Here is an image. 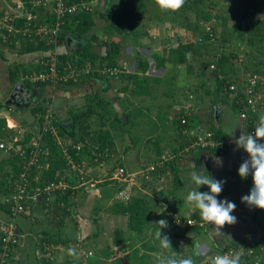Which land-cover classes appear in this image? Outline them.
<instances>
[{
    "label": "crops",
    "instance_id": "0c3cea01",
    "mask_svg": "<svg viewBox=\"0 0 264 264\" xmlns=\"http://www.w3.org/2000/svg\"><path fill=\"white\" fill-rule=\"evenodd\" d=\"M0 1L5 3H0V6L7 13L33 18L32 10H28L24 0H16L17 2L11 0L12 6H8L11 4L10 0ZM254 1L256 0H249L244 8H239L238 13L234 11L231 14V21L234 24L232 26L229 23L230 30H232V33L229 34L238 41V48L241 44L247 48L255 44L248 41V37H252V33H256L258 39L256 44L264 47V39L258 35L260 32L258 30L255 32L257 28H246L247 24L252 23L261 26L264 20L261 21L260 19H264V13L248 17L242 14L243 10L249 8L250 4L252 6ZM146 12L147 10H145L144 15ZM164 14L163 17L169 15L165 12ZM144 15L136 24L135 31H130L125 36L111 34L110 24L112 21H108L109 17L106 19V17L98 15L95 19L96 25L87 37L82 36L81 38L77 34L76 36L70 34L65 43L59 42L57 48L58 52H72L77 49L78 44L80 48L90 45L91 50L102 57L108 54L110 48L112 49V47H107V44H101L102 39L107 40L109 36H112L111 39L119 42L121 46V53L117 61L130 63L131 74L128 75L127 73V75L115 77L95 74L89 79L70 84L61 90H54L49 86L41 87L37 84L25 86L23 83L24 87L22 86L18 93H25L27 99L21 100L25 105L15 103L17 105L15 108L9 106L0 110V116H5L9 123L8 128L11 130L9 133H13L17 129H25L27 132L37 134V130L41 126L39 124V122L41 123V115L39 112H37L38 116L33 114L31 109L35 104L29 98H37V95L40 97L49 96L47 101L53 106L50 108L56 111L57 116L64 123V128H67L65 122L70 116L75 118H73L74 121L76 120L73 122L74 130L65 134L68 138L67 143H71L69 150H71L74 161L80 163L77 161L79 160L77 154L81 153L76 151L75 145L86 142L88 139L93 148H86L85 156L82 157L87 161V168L90 169L89 181L87 182L80 179L78 170L74 171L71 168L70 160L68 157L66 158L62 146L58 143L61 150L59 156L55 157L50 153L49 156H45L43 166L33 171V181L43 183L45 179L50 178L47 174L51 172L53 162H56L59 166L56 167L54 178L61 179L62 176H66L64 180L67 186L65 185L66 188L57 189V191L41 194L36 202L30 204L27 212L19 217V227L24 236L21 244L16 248L12 264H130L133 256L139 259V263L142 257L144 259L148 258V255L155 254L160 256V249L158 250V247L153 244L154 241L146 244V240L155 237L157 226L154 224L161 219L167 220L168 225L177 229L175 232L177 238L179 229L183 227L173 223L174 214H179L184 218H192L193 214L198 212L200 216L199 210L195 208L196 212H193L194 206L185 203V200L186 194L196 186L192 182L190 173L199 171L202 166L215 179L226 181L218 199H227L237 204V209L232 213L237 217V223L227 227L230 231L222 229L223 232L231 236V238L228 237L229 241L243 238L250 231L256 230L258 225H261L262 222L258 216L260 214L264 216V210L250 208L241 202V197L249 194L253 181L251 175L246 179H241L238 175L240 164L249 157L243 149L237 148L234 139L241 135V131L246 134L248 130L238 112L235 111L234 102L228 100L225 94L218 90L215 74L208 68V65H206V70L205 68L200 69V73L196 74L201 83L196 80V84H199L195 88L191 86L186 88L183 85L180 89L174 88L171 92L162 89L164 82H178L181 79L178 77L179 73L171 72L175 57L173 47L170 46L173 37H168L171 33V26L177 23L174 21L173 14L171 15L173 19H166V23L171 24V26L168 25L169 28L165 26L162 31L169 34L167 39H159L157 35L152 34L161 31L159 25L164 20L160 19L156 22L149 20V23H142ZM238 20L242 21V30L236 29ZM195 32L198 34L196 30ZM96 33L100 36L99 40L93 38ZM188 37H192V34H189ZM169 39L172 40L169 41ZM75 41L76 47H74ZM226 43L231 44L229 41ZM13 50H4L2 57L0 56V100L4 104L8 102V97L12 95L18 84L23 82L11 80L8 66L12 63H20L37 68L36 65L43 58V54L40 52L19 54L17 48H13ZM153 53H157L162 58L158 60L153 56ZM188 57L190 62L192 53L189 52ZM142 60L149 61L150 66L147 70L141 68ZM237 63L240 66L236 68L235 65V73H237L235 77L243 80L252 73V70H260L264 66V59L246 64L245 59L242 57L238 59L237 57ZM175 65L179 68L186 66L177 63ZM207 76L209 77L207 78ZM207 81L209 87L206 93L202 94L200 90L206 88L203 86ZM208 90L210 91L209 95L207 94ZM156 91L165 96H157ZM44 92L47 94L43 95ZM205 94L208 96L203 97L202 95ZM86 105L88 109L84 112ZM20 111L21 113L18 114ZM185 115H190V119L194 118L192 121L195 122L194 125H192L193 122L190 123L191 126L188 127L189 134L187 135L179 122L180 117ZM130 124H133V128L138 131L133 138H130L131 144L127 143L129 138L125 135L126 127L128 128ZM86 125L90 128L89 134L84 132L87 128ZM212 126L222 129L231 137L228 143V153H222L216 147L196 145L197 138L202 133L208 132ZM91 130H94L95 133ZM99 142L103 144L101 152L95 146L96 144L100 146ZM148 143L153 148L149 154L152 155L151 158L146 159V157L141 156L143 150L138 146L140 144L144 147ZM104 151H106L108 158L117 162V165L125 166L130 172L142 170L151 163L165 160L161 168L162 171L154 174L150 181L146 182L143 179V182L138 184V188L132 195V197L141 200L144 212L149 213L143 229L139 231L132 228L130 214L115 209L117 208L116 203L127 204L132 197L128 201L120 200L117 197L119 186L110 179L111 172L117 165H109L110 161H106L105 158L102 159L105 162L103 166L97 165L98 161L95 159L98 158V152L101 155V153L104 154ZM9 156L7 151L0 150V161L9 158ZM215 157L222 160V166L217 167L213 164ZM83 159L81 160L83 161ZM128 160L134 161L133 167H129ZM4 165L8 169L14 168L12 163L11 166L6 163ZM135 166H138V169ZM161 173L167 175L168 178L163 189L160 188L158 182ZM104 177L107 179L103 180ZM177 178L181 182L180 189L175 188ZM227 186L237 187L239 197H232ZM201 187L204 188V186ZM202 188L199 189L201 192ZM182 192H185V194L183 193L185 197H182L181 194L179 202L174 200L171 203V195L174 196L175 193ZM240 227H243L244 231L248 230V232L238 237L237 235L242 233L237 230ZM163 230L168 231V234L171 233L167 228ZM192 233L188 231L182 233L181 236L185 237L189 234L190 237ZM211 242L216 244L213 238ZM48 247H50L49 250H52V258H46L45 254ZM69 247L77 249L80 253L79 260H74L67 255ZM138 247L142 249H138ZM176 247L175 240L172 249H169L164 255L171 256L174 253L186 255V251L184 253L182 248ZM88 251H92L93 254L86 257L85 253ZM188 253L192 257L193 251H188ZM195 260L198 262L199 259L195 258Z\"/></svg>",
    "mask_w": 264,
    "mask_h": 264
},
{
    "label": "trees",
    "instance_id": "16d2710c",
    "mask_svg": "<svg viewBox=\"0 0 264 264\" xmlns=\"http://www.w3.org/2000/svg\"><path fill=\"white\" fill-rule=\"evenodd\" d=\"M26 2V5L28 7V10H32L33 17L32 19H29L28 17H22V16H18L13 18L12 22L14 24H16L18 27L22 28L25 27V25H28L29 23L32 24L31 27L35 28V26L40 25L41 23H43L44 21H50V22H55L56 16L55 14L52 13V4L50 2L48 3H42V5H37L36 6V1L37 0H24ZM81 0H70V2H80ZM84 1H91V0H84ZM147 1V0H146ZM116 0H111L110 2V7L107 8L106 11H102L99 6L98 7H93L90 10H86V11H82L80 13H74L68 16V18L66 19L65 23L63 24V31L60 34V36H58L59 42H64L66 41V38L68 35L70 34H77L78 37L85 36L87 37V35L89 33H91L92 29L95 27L96 25V17L98 15L102 16V17H109V22H111L110 24V28H111V34L116 35V34H121V35H127L128 32L130 31H135V26L136 24L141 20V18L144 15L145 9L144 7V0H127L126 2L121 1L120 0V4L119 5H115ZM189 2V3H188ZM205 2V0H186L185 5L183 6V8H181L179 11H177L174 15V21H178V18L176 15H179L178 12H184V13H189V11L191 12L192 10L197 14L196 17L197 19L194 21L195 25L197 28H193V30L197 31V37L193 38V34L192 37H188V39L185 40H181L179 43V46L177 47V50L175 52H173L175 60L174 63L177 64H183V65H188L189 67H193L198 65L199 69H203L206 65H208L207 61L205 62L204 59L201 60V62L199 64H195V62L193 61L192 58H194V56H201V58H204V55L207 54L206 51H208V49H210V46H213V44H215V42L219 39V33L217 32L216 28L214 25L209 24V15H204L202 12V8L199 7L201 5H203V3ZM1 7V6H0ZM2 9V13L7 14V12L5 11V9ZM164 12L166 14L169 13V11H165ZM264 13V0H256L254 1V3L250 4L249 8H247L246 10H243L242 14L245 17L248 16H256L258 14H263ZM190 20V16L188 17V21ZM261 21L264 19H260ZM36 24V25H34ZM109 25V24H108ZM190 26V24H189ZM207 26L211 27V29L213 30V36L210 35V31L207 30ZM192 27V26H191ZM238 27V28H237ZM237 27L236 29L238 30H242V21L238 20L237 21ZM247 29H252V28H257L255 29V32L258 30L260 32V34H258L259 36L262 37V39H264V23H261V26H258L257 23H252L250 25H246ZM4 28H2V32L3 33H7V31ZM134 34V33H133ZM252 37H248V41L253 42L256 44V41L258 40L256 38V33H252L251 34ZM8 39V42L11 43L12 47L17 48V50L19 51V54H23V53H42V57L45 60H49L50 56H51V51H55V44L51 43V44H47L46 41L44 40H40L37 41L34 37L35 35H24L23 33H18V35H16L15 37H8L6 36ZM112 36H109V38L107 40L102 39L103 41L101 42V44H107V47H112V49L110 48L108 54L106 56H98L96 53H94L91 50V46L90 45H86L83 48H77L75 49V51H66V52H58V57H59V61H60V73L61 75H66L69 76L71 75L72 77H70L67 81H59L56 84H53L51 82H41V81H32L31 79H29L28 77L26 78V76L32 74V73H38L40 68H42L43 66L38 64L36 65L37 68L30 66L28 67L26 64H20V63H12L8 66V72L11 75V80L13 82H17V81H23V83L25 84V86H30V85H35L37 84L38 86L41 87H45V86H49L50 88L54 89V90H61L63 88H65L66 86H69L70 84L73 83H78L77 81L81 82L82 80L85 79H89L90 77H92L93 75H101L107 77L108 75H105L102 73V69L105 67H110V66H116L119 65L122 62H118L117 59L119 57L120 52V43L117 42L114 39H111ZM94 40H99L100 36L96 33L93 36ZM5 39V38H4ZM7 42V43H8ZM58 42V43H59ZM22 45H21V44ZM254 44V45H255ZM21 45V46H20ZM257 45V44H256ZM263 47V46H262ZM192 53V57L190 59L189 62V57L188 54ZM153 56L155 58H157L158 60L162 57H159L157 53H153ZM121 57V56H120ZM108 61H106L107 59ZM124 59V58H123ZM124 62V61H123ZM237 62V57H236V53L234 54L233 51L230 52H221L220 55L218 57H216L214 63H209V69L212 70L215 74V79H216V85L218 87V90L220 92H223L225 94V96L227 97L228 100L231 101L230 97L228 94H226L225 91V86L230 85L231 83H235V82H239L240 79L236 78L235 76L237 75V73H235V67L233 69H231V66L229 67V65H236ZM207 63V64H206ZM130 64V63H129ZM22 65V66H21ZM212 65H214V68H212ZM67 66V67H66ZM150 66L149 61L148 60H142L141 61V68L142 69H148ZM264 67V66H263ZM262 67V68H263ZM76 69V71L74 72V70ZM88 70V71H87ZM257 70H252L251 72H255ZM131 74L130 72H128V75ZM74 75H76V80L75 81V77ZM120 76L123 75H127V73H122L119 74ZM33 98V97H32ZM35 98V97H34ZM31 101V99H29ZM42 100L39 102L35 103V106H32L33 108L31 109L33 114L37 115V112L40 113V115H42V117L40 118V121L43 120V114L50 108V106H47L45 104H43ZM49 102V101H48ZM50 103V102H49ZM51 104V103H50ZM235 111L239 112L241 109V105H238L237 103H235ZM8 108L9 105L8 104H4L3 102H1L0 100V110H2L3 108ZM52 113H53V123L56 127L59 128L60 133L62 134H66L68 130V128H64V123L59 119V116H57V113L54 109H52ZM183 117L186 118L187 122L186 123H182V119ZM190 115H185L180 117V124L183 127V131L184 129L188 130V127L191 126V122H193L192 120H194V118L190 119ZM39 119V118H38ZM190 120V121H189ZM197 123V122H196ZM245 123V127L248 129H250L252 127V124L249 123L247 124V122ZM8 121L6 119L5 116H0V138H5L7 136H10L11 134H16L18 131L15 130L13 133H9V131H11L8 128ZM73 124V123H72ZM195 122L192 123V125H194ZM198 124V123H197ZM87 127V125H86ZM209 132H212L214 135V138L218 139L219 141H223V146L219 147L216 146V148H219V151L224 153H228V143L227 142L231 137H229V134H227L226 132H224L222 129H217L216 127H210ZM84 132L86 134H89V126L84 130ZM187 135V133H186ZM34 137V134L31 132H27L24 130V132L21 134L20 138L21 140H19V142L17 144H20L22 149H24L26 152L25 154H17V155H13L12 152L9 153V158L4 159L3 161H0V199L3 198L6 194L11 193L14 190V181L19 177L21 171H22V166L19 165V159L24 158L23 156H28L30 153V151L33 149V145H29V141L31 140V138ZM44 138H46V144H44V148H47L48 152L51 153L52 156H57L59 155V153H61L60 150V146L57 144V140L56 137L51 136L50 134L45 136ZM84 138V137H82ZM230 141V140H229ZM264 142V141H261ZM100 143V142H99ZM100 151H102L103 148V144L100 143ZM86 148L91 149L90 144H86L85 146H83L80 150H76L79 151V153H83V155L77 154L79 160L77 161H82L81 159H83L82 157L85 156V152H86ZM30 150V151H29ZM77 153V152H76ZM93 155V154H92ZM81 158V159H80ZM99 158V162L104 159L103 156L98 157ZM43 162V160H42ZM7 163H12L13 167H10V169L5 168L4 164ZM60 163V162H59ZM59 164L56 162H53L52 166H51V172H49L47 175L50 177L49 179L52 180L54 178V174H56V167H58ZM117 166H123V165H117ZM125 167V166H124ZM162 171L161 168L158 169V172L160 173ZM49 179H45V182L50 181ZM48 180V181H47ZM45 182L43 183H35L34 181L32 182V185L30 187V189H37V188H41L42 186H44ZM180 180H178V178L175 181V188L176 189H180L181 188V184H180ZM205 187V186H204ZM202 188V187H201ZM204 188H202L203 190ZM57 191V190H56ZM181 194H176L174 196L171 195V203L174 202V200H176V202H179L181 200L180 196ZM180 199V200H179ZM117 206V208H115L117 211H121L123 213H128L130 214V219H131V226L132 228H134L136 231L143 229L144 225H145V221L146 218H148L149 213L148 212H144L145 210L143 209V204L141 202V200H139V198L137 197H132L131 201L127 204L123 203V202H118L115 204ZM0 209H2L4 212H9L10 208L7 204L5 203H1L0 204ZM195 220H197V222L201 221V216L198 215V212L193 214V217ZM213 229V226H201L200 224L196 223L193 225H185L183 228L179 229L178 234L182 235V233L185 232H193L195 233V239L196 240H191L189 242H187V244H191L190 247V251H193V248L195 246L196 243H199L200 238L202 235H206L210 233V230ZM183 230V231H181ZM256 230L250 231L249 233H247L243 238L240 239H233L231 241H229L227 244H222L221 246H217L214 242H207L206 245L210 248V252H208L205 255V260L207 258L208 255L210 254H214V252L220 251L224 248L227 247H231V246H238L241 245L242 243H244L245 241H247L248 237L250 236L251 233H255ZM138 233V232H137ZM211 236V234H210ZM190 240V239H188ZM262 246H264L263 241H261L260 243H258V245L255 247V252L253 254V256H246V259L241 260V264H255L254 262V257L261 255L263 256V260L260 264H264V251H262ZM176 248H179V246H177ZM47 254V253H46ZM45 254V255H46ZM45 257V256H44ZM184 257H186V255H184ZM197 259H200V257L195 256ZM46 258H52V252H51V256H46ZM143 258V257H142ZM147 260V259H146ZM196 261V260H195ZM198 263V262H197ZM143 264H153L152 262H144ZM199 264V263H198ZM203 264V262L201 263Z\"/></svg>",
    "mask_w": 264,
    "mask_h": 264
},
{
    "label": "built area",
    "instance_id": "2783aa9c",
    "mask_svg": "<svg viewBox=\"0 0 264 264\" xmlns=\"http://www.w3.org/2000/svg\"><path fill=\"white\" fill-rule=\"evenodd\" d=\"M48 2L52 4V13L56 16L55 22L44 21L40 25L35 26V28L31 27L32 24L29 23L28 25H25V27L20 28L12 22L13 18L18 16L10 13L4 14L0 7V29L4 28L7 31L6 34L3 33V37L6 40H8L6 36L15 37L18 33H23L27 36L35 35L34 38L37 41L44 40L47 44H55V51H51L50 59L45 60L42 58L40 60L39 64L43 67L40 68L39 72L32 73L26 76V78L28 77L35 82L41 81L56 84L62 80L67 81L72 77L71 75H61L59 68L60 61L57 50L59 45L58 36H60L63 31V24L69 15L92 9L96 5L97 0H81L80 2H70V0H37L35 3L39 6L42 5V3ZM207 30H209L211 32L210 35L213 36V30L211 27L207 26ZM130 67V64L124 61L119 65L103 68L102 73L109 77H115L119 74L130 72ZM212 68H214V65H212ZM75 71L76 69L74 72ZM74 77L76 80V75H74ZM224 92L229 95L231 101L242 106L238 112L239 117L242 121L247 122V124H252V127L248 129L247 133H254V128L258 123L259 117L264 115V67L251 73L239 82L225 86ZM41 117L42 115L40 118ZM186 122V118L183 117L182 123L184 124ZM39 124H41V126L37 130V134H34V137L29 141V145L34 146L33 149L31 151L29 150L30 154L28 156H23L24 158L19 159V165L22 166V171L19 177L14 181V190L0 199V204L5 203L10 208L9 212H4L0 209V264H12L16 248L21 244L24 236L20 230L18 220L20 216L27 212L30 204L36 202L41 194H47L56 191L57 189L66 188L67 186L64 180L66 176H62L61 179L55 177L45 183L41 188L30 189L34 180L32 178L33 171L36 168L42 167L45 156H49L50 154L47 148L43 147L44 144H46L44 137L49 134L56 137L57 143L62 146L63 152L66 155V158L68 157L70 160L69 164L74 171L84 166L83 161L80 163L74 161L71 150H69L71 143H67V135L60 133L59 128L54 125L51 108L43 114V120L41 123L39 122ZM24 130L25 129H18L16 134L0 138V150L7 151L8 153L12 152L14 156L17 154H25L26 151L22 149L20 144H17L19 140H21L20 136ZM184 132L189 134V130L187 129H184ZM195 142L197 146L201 147H222L224 145L223 141L215 139L213 133L209 131L202 133ZM227 142H229V140ZM86 144H89L88 139H86V142L79 143L74 147H76L77 150H80ZM164 161L165 160H160L151 163L146 168L135 172L128 171L124 166H116L111 172L110 179L115 181L119 186L117 191L118 199L123 201L130 200L135 189L138 188V184L143 182V179L146 182L150 181L153 175L158 173V169L163 167ZM158 182L160 188L163 187L167 182V175L161 173ZM258 217L261 219L260 222L262 223L260 226L258 225L255 233L250 234L247 241L241 245L227 247L214 252V254L208 255L203 264H211L213 257L228 254L229 252H242L241 260L246 259V256H253L255 247L258 243L261 241L264 243V216L260 214ZM172 221L176 226L180 227L196 223L201 226L209 225L203 220L197 222L194 218H184L179 214H174ZM47 249L46 256H51L52 250H49L50 247ZM262 249V251H264V246H262ZM92 254V251H88V253H85V256L89 257ZM253 260H256V263L259 264V262L263 260L262 253L261 255L254 257Z\"/></svg>",
    "mask_w": 264,
    "mask_h": 264
},
{
    "label": "rangeland",
    "instance_id": "374dc122",
    "mask_svg": "<svg viewBox=\"0 0 264 264\" xmlns=\"http://www.w3.org/2000/svg\"><path fill=\"white\" fill-rule=\"evenodd\" d=\"M121 1H127V0H121ZM145 1V5H144V9L147 10V12L145 13L144 15V18L142 20V23H149L148 21L151 20L152 22H156L157 20H164L161 22V24L159 25L160 26V30L162 31V29H165V26L168 27L171 26V24L169 23H166V19H173L172 18V14L173 16L175 15L176 12H171L169 11V15H167L166 17H163L164 14V10H162L161 8H159L156 4V0H144ZM235 1V2H234ZM248 1L249 0H205V2L203 3V5L199 6L202 8V12L203 14L205 15H209V24H212L215 26L217 32L219 33V39L215 42V44H213V46H210L211 48L208 49V51H206L207 54L204 55V58L201 56H194V59L193 61L195 62V64H199L201 62L202 59L205 60V62L207 61L208 65L209 63H214L216 57H218L220 55V53L223 51V52H230V51H233L236 53L238 59H240V57H242L243 59H245V63L248 64L249 62H257V61H261L264 59V47H262L261 45H253V46H249L248 48L247 47H244V44H241L240 47L238 48V41H236L234 39V36H232L231 34L229 33H232V30H230V27H229V23L232 24L233 26V22L231 21V14L236 11L235 13H238L239 11V8L242 9L245 7V5L248 4ZM12 2H17L16 0H12ZM12 2L10 0V3L8 6H12ZM110 2L111 0H97V3H96V6L94 7H98L102 10V11H106L107 8H109L110 6ZM1 4H3L4 2H1ZM189 3V2H188ZM5 4V3H4ZM120 4V0H116L115 2V5H119ZM183 8V7H182ZM179 15H176L177 18H178V21H176L175 23H177L176 25L173 24V26H171V35L167 32H164V31H157V33L154 32V34L152 35H157L159 37V39H167V35L168 37L170 38V36L173 37V40L172 39H169L172 40L171 41V44L170 46L173 47L172 50L173 52H175L177 50V47L179 46V43L181 40H185V39H188L187 36L189 34H193V38L197 37L196 35V32L195 30H193V28H197L194 21L197 19L196 17V13L192 10L191 12L189 11V13H182V12H178ZM190 16V20L188 21V17ZM32 17H35L32 15ZM234 19V18H233ZM173 21V20H172ZM231 21V22H230ZM235 21V20H233ZM190 24V26H189ZM192 26V27H191ZM229 27V28H228ZM169 28V27H168ZM190 32V33H189ZM76 36V34H74ZM0 56L2 57V53L4 52V50H10L15 47H12L11 46V43L8 42V40L4 39L3 37V32H2V29H0ZM227 41H229L231 44H228L226 43ZM8 42V43H7ZM74 42V41H73ZM233 44V45H232ZM237 46V47H236ZM74 47H76V41L74 43ZM77 48H80V45L78 44L77 45ZM171 51V50H170ZM123 52V51H122ZM240 54V56H239ZM170 56V55H169ZM170 58V57H169ZM173 61V60H171ZM170 61V62H171ZM174 65H172V68H171V72L172 73H179L180 75H178L179 78H181L180 80H178V82H164L163 83V87L162 89H165V90H168L169 92H171V90H173L174 88L175 89H180V87H182L183 85H185V87L187 88L188 86H191L193 88H195L198 84H196V80L198 82L201 83V81L199 80V78L196 76V74L200 73V70L199 69V66L196 65V66H193V67H189L188 65L184 66L183 68H179L177 67L174 63V61L172 62ZM206 63V64H207ZM22 66V65H21ZM231 66V69H233L235 67L234 64L232 65H229V67ZM240 66L239 63L236 64V68H238ZM242 67H244L242 65ZM205 70L207 69L206 66L204 67ZM209 68V67H208ZM173 70V71H172ZM131 71V70H130ZM132 71L134 72V70L132 69ZM175 73V74H176ZM209 73V72H208ZM196 76V77H195ZM209 76H207L208 78ZM78 80V79H77ZM75 80V81H77ZM21 81V80H20ZM79 83V81H77ZM205 86L203 87H206V88H203L202 90H200V92L202 94L206 93V90L208 89V81L206 83H204ZM152 90V88H151ZM150 90V91H151ZM182 91H184V89H181ZM167 91V92H168ZM190 91V90H189ZM152 92V91H151ZM157 92V91H156ZM168 92V93H169ZM155 93V92H154ZM210 91L208 90L207 94L209 95ZM23 93L22 92H19L16 94V98L14 97V100H12L11 102L7 103L9 106H11L12 108L17 105L16 104H22L23 106V102H21L22 99L26 98L25 96V93L22 95ZM47 93L44 92L43 95H46ZM205 94V95H202L203 97H207L208 95ZM155 95V94H154ZM157 96H161V95H164L163 93L161 92H157L156 94ZM165 96V95H164ZM168 96V95H166ZM4 97H6V95H4ZM11 97V95L8 97V99ZM22 97V98H21ZM29 97V95H28ZM47 97L49 96H44V97H40L37 95V98H32L30 97L29 99H31L33 101V104H35L36 102H38L40 99L44 100L42 101L43 104H48V106H52V104H50L48 101H47ZM169 98V97H168ZM7 99V100H8ZM19 99V101L17 100ZM27 99V98H26ZM177 99V98H176ZM205 99V98H204ZM6 100V101H7ZM17 100V101H16ZM87 101V100H86ZM85 101V102H86ZM25 105V104H24ZM76 106V105H75ZM150 106V104H149ZM152 106V105H151ZM21 107V106H19ZM53 107V106H52ZM23 109V108H22ZM88 109L87 105L85 106V109H84V112ZM21 113L18 112V114ZM17 114V113H16ZM71 115V114H70ZM74 117L73 116H70L66 122H65V125L67 126L68 130L67 133L69 132H72V130H74V125L72 124L74 121L73 119ZM133 123V122H132ZM73 126V127H72ZM134 125L133 124H130L128 126V128L126 127V132H125V135L128 136L129 139H127V143L131 144L132 142H130V138H133L134 137V134L135 133H138V131L136 129L133 128ZM90 129V128H89ZM92 132H94V130H91ZM95 133V132H94ZM120 135V134H119ZM90 136V135H89ZM92 136V135H91ZM119 138V137H118ZM121 141V139H119ZM96 146V149L100 150V146H98V144L95 145ZM91 147V146H90ZM111 147V146H110ZM123 147H126L125 145H123ZM141 150H143V155H141L142 157H146V159H149L151 158L152 155H149L151 154V148H153L149 143L148 144H145L144 147H142V145L139 144V146ZM120 148V147H119ZM91 149H93L91 147ZM101 152V151H100ZM105 154V155H104ZM104 154L98 152V157H101L103 156L105 158L106 161H110L109 162V165L111 164H115L117 165V162H114L112 161L111 158H108L107 156V153L106 151H104ZM119 154V153H118ZM59 156V155H58ZM56 157V156H55ZM111 157V156H110ZM143 157V158H144ZM133 158V157H132ZM95 160L98 161V158H96ZM103 162V160H101L100 162L98 161L97 165H101L103 166L105 164V162ZM8 165L11 166V163H7ZM83 164L85 166H82L80 167V169H78V172L80 174V179L83 180L84 182H87L89 181V176H90V169L87 168V161L83 159ZM108 165V163H107ZM108 165V166H109ZM128 165L129 167H133L134 166V161L132 160H128ZM136 169H138V166H135ZM129 169H132V168H129ZM89 170V171H88ZM104 179H107V177L103 178ZM167 182H168V178H167ZM167 182L165 183V185L163 187H161V189H163ZM89 183V182H88ZM87 183V184H88ZM194 189H196L197 187H193ZM227 189L228 191H230V195L233 197H239V191L237 189V187H231V186H227ZM208 191L207 187H204V189L202 190V192H206ZM185 192H182V193H176V194H182V197H185L184 194ZM188 194V193H187ZM186 194V196H187ZM217 198H220L219 196ZM235 203V202H234ZM236 204V203H235ZM237 205V204H236ZM193 212H196V209L195 207L193 208ZM237 209V207H236ZM235 211V210H234ZM228 226H224V230H227V231H230L229 228H227ZM169 231L172 233H169L168 234V231H165L163 230L162 231V235H167L171 241V247L173 246L175 240H176V244L177 246H179V248H182V252L185 253V251L188 253V251H190V247H191V244H187V242L191 241V240H196L195 238V233H192V236H188L189 234H187L185 237H188V238H185L184 236H181L180 234H177V238H176V230L175 228H172L170 225H168V228ZM234 229H235V226H234ZM237 230H240L242 233L237 235L238 237H241L242 234H246L248 232L247 231H244L243 230V227H240L238 228ZM165 232V233H164ZM167 233V234H166ZM226 233V232H224ZM175 234V235H173ZM211 234V236H210ZM183 235V234H182ZM213 240L216 242V245L217 246H221L222 244H227L229 242V239L228 237H223L224 239H221V238H216L215 237V234H214V231L213 229L210 230V233L209 234H204L201 236L200 238V241L199 243L200 244H206L207 242H211L212 238ZM176 238V239H175ZM182 238H185V239H182ZM190 239V240H188ZM153 242V244L158 247V250H159V254H165L169 249L167 250H162L160 247H159V241L156 239V237H153V239H147L146 240V244L150 243V242ZM148 242V243H147ZM196 246H197V243L195 244L194 248H193V255L192 258L195 260V256H199L200 259L198 260V263L201 264L202 262L204 263L205 262V256L204 255H201L197 252V249H196ZM205 246V245H204ZM138 249H142L140 247H138ZM116 250V249H114ZM186 253V256L190 257L189 253L187 254ZM147 254V253H146ZM149 257L148 258H141V261L139 263V259L134 257L132 258L130 264H143L144 262H152L153 264L156 262V259H157V255H148ZM151 256V258H150ZM147 259V260H146ZM255 264H258L256 263V260H254ZM262 261L259 262V264L261 263ZM196 264H198L197 262H195Z\"/></svg>",
    "mask_w": 264,
    "mask_h": 264
},
{
    "label": "clouds",
    "instance_id": "9594fccd",
    "mask_svg": "<svg viewBox=\"0 0 264 264\" xmlns=\"http://www.w3.org/2000/svg\"><path fill=\"white\" fill-rule=\"evenodd\" d=\"M186 3V0H156L159 8L165 11L177 12ZM232 135V134H231ZM264 115L259 117L258 123L254 128V133L241 135L234 139L237 148L243 149L248 154V159L244 160L238 169L241 179L252 176L253 186L249 194L241 197V202L250 208L264 210ZM213 164L217 167L222 166L219 157L213 159ZM192 182L197 186L188 192L185 203L193 205L199 210L201 219L213 226L216 238L229 237L222 231L224 226H232L237 223V217L232 215L236 209V204L227 199L219 200L217 197L222 193L225 180H217L208 174L203 166L199 171L190 173ZM201 186H206L208 191L201 192ZM154 225L157 226L155 237L159 241L162 250L172 249L171 241L167 235H162V230L168 228V222L161 219ZM67 255L74 260H79L80 253L74 247L67 249ZM242 252H229L224 255H217L211 260V264H241ZM156 264H195L192 257H184L179 253L173 255L161 254L156 259Z\"/></svg>",
    "mask_w": 264,
    "mask_h": 264
},
{
    "label": "water",
    "instance_id": "95a60500",
    "mask_svg": "<svg viewBox=\"0 0 264 264\" xmlns=\"http://www.w3.org/2000/svg\"><path fill=\"white\" fill-rule=\"evenodd\" d=\"M22 86L24 87L23 82L19 83L18 86L16 87V89L14 90V92L12 93L11 97L8 99V102H11L12 100H14V97L16 98V94L18 93V90L22 88ZM205 245V246H204ZM197 252L201 255H206L208 252H210V248L206 245V244H200L197 243L196 246Z\"/></svg>",
    "mask_w": 264,
    "mask_h": 264
},
{
    "label": "flooded vegetation",
    "instance_id": "af4514ba",
    "mask_svg": "<svg viewBox=\"0 0 264 264\" xmlns=\"http://www.w3.org/2000/svg\"><path fill=\"white\" fill-rule=\"evenodd\" d=\"M19 101V99H17Z\"/></svg>",
    "mask_w": 264,
    "mask_h": 264
}]
</instances>
